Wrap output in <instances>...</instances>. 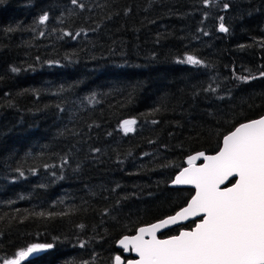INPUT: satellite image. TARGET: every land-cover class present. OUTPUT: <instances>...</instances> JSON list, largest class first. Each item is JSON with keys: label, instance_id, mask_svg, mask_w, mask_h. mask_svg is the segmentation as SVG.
Instances as JSON below:
<instances>
[{"label": "trees", "instance_id": "trees-1", "mask_svg": "<svg viewBox=\"0 0 264 264\" xmlns=\"http://www.w3.org/2000/svg\"><path fill=\"white\" fill-rule=\"evenodd\" d=\"M79 3L0 0V264L32 243L54 248L21 264H112L190 198L167 186L184 158L264 114V0Z\"/></svg>", "mask_w": 264, "mask_h": 264}, {"label": "snow or ice", "instance_id": "snow-or-ice-1", "mask_svg": "<svg viewBox=\"0 0 264 264\" xmlns=\"http://www.w3.org/2000/svg\"><path fill=\"white\" fill-rule=\"evenodd\" d=\"M203 2L209 6L212 0ZM71 3L84 7L79 0ZM223 7L227 10L229 4ZM223 19L220 18L219 31L227 33L229 28ZM48 20L47 12L39 17L41 25ZM80 34L64 33L73 39ZM179 62L203 64L193 55H186ZM12 71L19 69L12 68ZM260 75L264 77V72ZM255 78L238 77L244 81ZM135 123V120H125L121 127ZM201 159L203 163H196ZM186 164L171 183L191 185L195 194L173 215L138 227L135 235L122 236L118 240L120 248L134 252L138 258L115 255L112 264H264V115L234 125L223 135L216 154L197 152L187 157ZM232 178L234 182L228 184ZM189 218L193 220V227L181 228L177 235L164 239L159 237L162 228ZM53 248L52 243H32L16 252L15 259L3 260V264H21L22 259Z\"/></svg>", "mask_w": 264, "mask_h": 264}, {"label": "water", "instance_id": "water-1", "mask_svg": "<svg viewBox=\"0 0 264 264\" xmlns=\"http://www.w3.org/2000/svg\"><path fill=\"white\" fill-rule=\"evenodd\" d=\"M264 115V114H263ZM126 120H128V119H126ZM123 121H125V120H123ZM123 121H121L120 122V127H121V124H122V122ZM130 126H132V125H125L124 127H130ZM122 128V127H121ZM221 144H222V139H221V141H220V145H219V147L221 146ZM218 150H219V148H218ZM217 150V151H218ZM216 151V152H217ZM216 152L215 153H213V154H206V155H214V154H216ZM191 155H195V153L194 154H191ZM186 160H187V157L183 160V167H187V164H186ZM196 163H203V160L201 159V160H198ZM182 167V168H183ZM181 170V169H180ZM179 170V171H180ZM178 171V172H179ZM177 172V173H178ZM176 173V174H177ZM175 174V175H176ZM175 175L172 177V179H171V181L175 178ZM234 180H235V178H232L229 182H231L232 181V183L234 182ZM171 181L168 183V188H170V189H188V190H191L193 193H192V195H194L195 194V189H194V187L193 186H191V185H172V183H171ZM229 182H228V184H229ZM192 195L190 196V198L187 200V202L191 199V197H192ZM187 202L185 203V205L184 206H186V204H187ZM183 206V207H184ZM179 210V209H178ZM177 210V211H178ZM175 213V212H174ZM173 213V214H174ZM172 214V215H173ZM166 218V217H165ZM164 219V218H163ZM193 220L191 219V218H189V219H187V220H184V221H180V222H178L177 224H175V225H170V226H168V227H165V228H162L161 230H160V232L158 233V235H160V234H162V233H164V232H166V231H168V230H171V229H173V228H176V227H180V226H182V225H185V224H187V223H189V222H192ZM155 223V222H154ZM179 232V231H178ZM135 233H136V231H135ZM135 233L133 234V235H135ZM178 234V233H177ZM176 234V235H177ZM165 238H167V237H165ZM162 239H164V238H162ZM115 248L116 249H118V250H120L121 252H122V256L123 257H127V256H129V257H131V259H137L138 257L136 256V254L134 253V252H124L123 251V249L122 248H120V246L118 245V241L116 242V244H115ZM40 253H42V252H39V253H36V254H32V255H30V256H28V257H36L37 255H39Z\"/></svg>", "mask_w": 264, "mask_h": 264}, {"label": "rangeland", "instance_id": "rangeland-1", "mask_svg": "<svg viewBox=\"0 0 264 264\" xmlns=\"http://www.w3.org/2000/svg\"><path fill=\"white\" fill-rule=\"evenodd\" d=\"M126 129H130L131 130V128L129 127V128H123V129H121V131L124 132V133H126ZM130 130H128V131H130Z\"/></svg>", "mask_w": 264, "mask_h": 264}]
</instances>
